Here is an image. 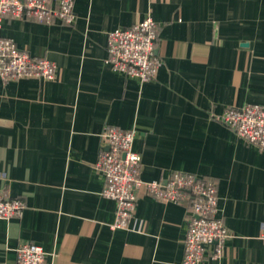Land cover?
I'll return each instance as SVG.
<instances>
[{
    "label": "crops",
    "instance_id": "1",
    "mask_svg": "<svg viewBox=\"0 0 264 264\" xmlns=\"http://www.w3.org/2000/svg\"><path fill=\"white\" fill-rule=\"evenodd\" d=\"M72 24L3 19L0 35L56 66L52 80L0 78V190L23 201L0 219V264L20 242L44 264H179L186 209L136 192L127 229H112L95 162L106 125L134 131L140 178L174 171L216 184L229 230L203 264H264V149L217 122L230 106H264V0H74ZM151 16L155 77L141 81L106 62L108 32Z\"/></svg>",
    "mask_w": 264,
    "mask_h": 264
},
{
    "label": "built area",
    "instance_id": "2",
    "mask_svg": "<svg viewBox=\"0 0 264 264\" xmlns=\"http://www.w3.org/2000/svg\"><path fill=\"white\" fill-rule=\"evenodd\" d=\"M74 0H0V28L3 19L19 18L41 23L72 24L76 19ZM157 49V23L149 15L130 27L108 32L106 62L113 71L148 81L161 64ZM53 62L32 55L27 49L0 35V78L34 77L52 80ZM213 118L233 129L245 141L264 149V106H230ZM105 145L98 153L95 167L104 177L102 195L114 201L112 229H127L133 217L136 192L140 188L155 199L183 206L187 212V230L179 264H203L206 257L216 259L223 252L229 230L217 217V193L213 180L193 173L174 171L167 178L143 181L140 178V154L132 150L134 131L106 125L102 132ZM25 205L0 190V219L22 215ZM264 243V237H262ZM15 264H44V251L36 244L20 242L15 248Z\"/></svg>",
    "mask_w": 264,
    "mask_h": 264
},
{
    "label": "water",
    "instance_id": "3",
    "mask_svg": "<svg viewBox=\"0 0 264 264\" xmlns=\"http://www.w3.org/2000/svg\"><path fill=\"white\" fill-rule=\"evenodd\" d=\"M156 52V51H155Z\"/></svg>",
    "mask_w": 264,
    "mask_h": 264
}]
</instances>
